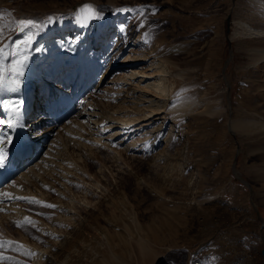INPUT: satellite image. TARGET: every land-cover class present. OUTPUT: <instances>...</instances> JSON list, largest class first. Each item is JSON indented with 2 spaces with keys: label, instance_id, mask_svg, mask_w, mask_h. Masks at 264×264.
<instances>
[{
  "label": "rangeland",
  "instance_id": "374dc122",
  "mask_svg": "<svg viewBox=\"0 0 264 264\" xmlns=\"http://www.w3.org/2000/svg\"><path fill=\"white\" fill-rule=\"evenodd\" d=\"M86 5L92 15L83 35L77 16ZM29 19L43 26L21 31L18 22ZM238 21L264 28V0H0L2 49L12 51L13 41L31 31L26 54L48 82L57 78L55 65L77 58L69 54L86 43L97 72H109L86 100L90 107L78 106L63 124L41 121L48 145L41 153L34 145V158L50 160L45 182H23L26 163L0 185V194L19 189L26 196L0 200L19 212L0 217V264H141L137 237L152 234V219H171L177 231L151 226L156 255L145 264H264V56L249 51L264 45V36H231ZM138 42L145 46L140 52ZM136 54L148 57L138 65L146 72L156 66L159 73L162 64L174 99L196 98L198 106L177 115L166 96L152 119L121 130L156 98L140 89L148 81L123 82L122 63ZM29 92L33 99L47 96L37 85ZM240 121L251 124L243 130ZM66 122L71 135L60 129ZM42 132L32 130L28 141ZM21 238L40 246L43 258ZM66 239L76 245L62 248Z\"/></svg>",
  "mask_w": 264,
  "mask_h": 264
},
{
  "label": "bare ground",
  "instance_id": "6f19581e",
  "mask_svg": "<svg viewBox=\"0 0 264 264\" xmlns=\"http://www.w3.org/2000/svg\"><path fill=\"white\" fill-rule=\"evenodd\" d=\"M91 10H92V7L89 5H86L83 7V10L80 11V13L77 16V22H78L77 30L83 31L84 32L83 35L86 34V32L88 31L89 26H90V17L92 15ZM237 26L238 27L236 29H234V32L231 35L233 37L234 36H240V37H244V38H246V37H250V38H252V37H256V38L258 37L259 38L260 37L261 38L264 36V28L253 27L245 21H238ZM116 29L119 30V33H120L121 27L117 26ZM16 32L18 33L19 30H17ZM15 35H16V33H15ZM18 35H20V33H18ZM1 36L3 37L4 35H1ZM16 40H18V39H16ZM3 42H4V40L0 41L1 48L4 46ZM142 44H140L139 42L136 43L134 49H137V51L140 52L139 50L143 49L145 47V46H142ZM82 46L83 47L81 50L69 54V56H71V55L73 56L74 54H77V58L74 57L75 59H73L70 57L71 59H69V60L67 59L68 60L67 63L65 62L66 61L65 60V61H61L60 64L55 65L54 69H55V73L57 74V78H55L54 80L49 81V82H48L47 77L40 75V73H38V70L33 67L32 59H30L31 57L27 56L26 50H25V54L23 56H14L13 54L17 51V45H16L15 49H13L12 51L3 50V53L0 54V65H1V68L3 69V76H4V79L6 82L8 80H14L15 79L16 72L21 70L20 65L17 63V61H23V68H22L23 74L20 77L19 84L18 85L13 84L12 90L5 89L3 91H0V118L4 117L3 120L5 122H7L11 118L12 112L15 109H19V112H20L19 124L22 125V126H18L15 129H9L6 125V123L4 125H0V132L5 133V131H7V135H10L13 137L12 143L6 145L8 158H7V162H6L5 167L0 169V185H2L6 180L10 179L13 176V175H11V172H13L15 169H19V168L21 169L22 166L24 167L26 163L28 165L30 164V167L25 172L22 171L23 173H21V175L19 176L20 179L26 183L33 180V179L41 180L42 183H44L45 180L43 178V176H44L43 174L45 173L46 170H48L47 165H48V163H50V160L42 163V161H44V160L37 161L36 160L37 157L34 158V156L38 152V151L36 152V149L41 148V150H40V153H41L42 148L47 147V145H48L47 144L45 146L43 144V142H45L44 139L46 137L49 138V133L46 131L42 132L41 121H43L44 119H49V120H53L54 125H57L58 123L59 124L62 123L64 119L68 118L72 112L74 113L75 109H77L78 106L80 107V105H83V103L84 104L86 103L85 105L90 107V101L86 102V100H88V99L91 100L93 98V95H94L93 91L94 90L96 91V89L99 88V86L102 84L107 71H105L104 74L98 73L93 58L91 57L90 54H87V51H89L88 50V46H89L88 43H86L85 45L83 44ZM249 51L254 56L255 55H257V57L261 56V55L264 56V45L262 44V45L250 46ZM71 52H72V50H71ZM56 58H58V57H56ZM147 58L148 57L146 56V54H144V55L136 54L133 57L128 55V57L126 59H124V61L122 63V65H123L122 67H124V74L122 77L123 82H125L126 84L129 82L133 83L134 81L139 79V81H137L138 86L139 85L141 86V84H140L141 81H144V82L148 81V82H146L145 86H142V88L140 87V89L143 90V87H145L146 89H149L151 92L153 91L156 95V98L149 99L153 103H151L152 104L151 108L147 112L144 111V113L140 117L138 115L137 118H134V119H131L129 121H125L124 123H122L124 127H122L121 130L126 129L127 130L126 132H130L134 126L137 125L139 127L141 125L140 123H143L144 121H148L149 119H152L155 115H157L159 113L160 109L162 108L161 107L162 105L159 102L160 99L164 98L166 96L172 97L174 92H175L174 91V92H172L173 94L172 93L170 94L168 88L166 89V86L164 85L165 83L163 82L164 77L162 76L163 73L166 72V70H163L164 67H162V64H160V62L157 63L158 67H159V69H157V70L159 73H156V70H154V68H156V66L153 67V65L156 64L155 60L150 61L147 64V66L153 67V68H151V72H146L145 70L138 68L139 64H143V63L146 64L147 61L145 62V60ZM255 58H256V56H255ZM54 60H55V58H54ZM58 61L56 60V62H58ZM66 69H68V70L66 71ZM160 72L162 73V75ZM107 73H109V72H107ZM150 75H152V76L150 77ZM161 77H163V78H161ZM149 79H151V80H149ZM55 81H58L59 83L56 84L57 82L55 83ZM54 84H56V85H54ZM36 85L40 87V91L44 90V93L47 94V96H45L44 100H41V98L33 99V97H31L32 93L29 91L31 90V88H33ZM51 86H53V87H51ZM62 87H64V90L61 91L60 88H62ZM49 88H51V89H49ZM44 93H42V96L44 95ZM86 95H88V96L85 98ZM141 95L143 96L142 93L140 94V96ZM142 96H141V98H137V99H139V100L142 99ZM172 98L174 99V97H172ZM164 99L166 100V98H164ZM164 99L162 100V102L164 101ZM143 100H145V99H143ZM155 100H156V103L154 104ZM7 101H12V104L6 106V104L4 102H7ZM167 101H168V99H167ZM198 104H199V100H197L196 98H192V97H183V98L180 97L179 98V97H177L172 102H170L169 107L168 106L167 107H168V110L171 111V113L178 115V114L185 113V112L186 113L191 112L194 107L198 106ZM207 111H208V107H207ZM83 114H85V113H83V111H81L80 114L78 113L76 115L83 116ZM139 114H141V113H139ZM92 115H93L92 113H89L86 121H88L89 117H91ZM27 120H28V124H26ZM229 123H230L229 124L230 126L232 125L231 126V129H232L233 121L231 120V122H229ZM66 124H67V122L65 123V125H62L60 127V129L66 128L67 129V130H65L66 133L70 134V132H71L70 127H72V126H71V124H70V126H67ZM78 124L81 126L80 122ZM237 124H238L237 125L238 128L244 130L245 128H247V126H249L251 124V122L240 121V123L237 122ZM103 125L104 124L102 123L101 126H103ZM53 128L48 129V131L52 130ZM36 129H38V133L39 132H42V133L39 136L33 138L32 139L33 143L31 144L28 140L30 139L31 131L36 130ZM135 129H138V128H135ZM115 134H117V132ZM32 145L33 146L37 145L36 149H35V146L32 147ZM31 147L33 148V150H32V152H29ZM50 148H51V146L49 145L48 150ZM34 149H35V151H34ZM45 153H46V151H45ZM34 161H35V163H34ZM32 162L34 163L33 165H31ZM14 174H15V171H14ZM22 192L23 191H21L19 189H16V190L13 189V191L10 192L11 195L8 193L4 194V192H3L2 194H0V200L16 199L18 201V200L26 197L25 194L22 195ZM2 204H3V202L0 203V209L1 208L3 209V207H7V210H9L10 212H14V213L13 214L9 213L6 215L0 214V217L8 216V218L14 219V216L19 215L18 210L13 208V206H14L13 204H6L5 206ZM59 218L63 219V221H66V219H64V218H61V217H59ZM170 220L169 219H167L166 221H162L160 219H158V221H157V219L151 220L148 227L150 229H152V231L150 232V230H149V232L152 233L150 236H153L154 241H156V242L158 241L157 234L155 235L154 229H153V227H151L154 223L157 224V226H159V227H164V228L168 229V231L172 234L174 232L176 233L177 230L175 231V228L173 227L174 225H172V222H170ZM133 222H134V219H133ZM138 226H141V225L138 224ZM48 229H50V230H48V232H49L48 234H51L54 231L50 227H48ZM108 233L109 232L106 231L105 234L108 235ZM57 235H58V233H57ZM150 236L146 235V237H140V236H139V238L137 237V240L141 241V242L136 243L137 244L136 247L141 254V260H140L141 264H145V263L150 262L151 258L153 257V255L156 252V250L153 247V245L151 244V242H149V241H151ZM154 236H155V238H154ZM7 239L15 240L12 235H9L7 237ZM21 240H22L24 246L29 247V248H31L32 251H34V253L37 255L38 260L40 259V257L43 258V254H42L43 249H40L39 248L40 246H37L36 244H31V243L27 242L26 240H24V238L23 239L21 238ZM71 240L72 239H66L62 248L65 249L68 247L69 248L74 247V245H76V244H73ZM112 256H114V258L117 259V257H116L117 253L113 252ZM117 260H118V262L120 261L119 256H118ZM61 264H64L63 260H61Z\"/></svg>",
  "mask_w": 264,
  "mask_h": 264
},
{
  "label": "snow or ice",
  "instance_id": "6c2138e0",
  "mask_svg": "<svg viewBox=\"0 0 264 264\" xmlns=\"http://www.w3.org/2000/svg\"><path fill=\"white\" fill-rule=\"evenodd\" d=\"M52 18H48L47 23H51ZM20 26V30L24 31L26 29H38L39 27H42V24H38L37 22L33 20H20L18 22ZM32 35L33 33L31 31L28 32V35L24 39H19L13 41L15 45H17V51L13 54L14 56H23L25 54V50H27L32 42ZM3 53V49L0 48V54ZM17 63L20 65V71H17L15 74L14 80H8L7 82L4 79L3 76V69L0 68V91H3L5 89L12 90L13 84L18 85L20 82V77L22 76V68H23V61H17ZM7 105L12 104V101L4 102ZM19 116L20 112L19 109H15L12 112L11 118L5 122L4 120H0V125H4L6 123L7 127L9 129H15L18 126H22L19 124ZM13 141V137L10 135H7L4 132H0V169L4 168L7 162V144H11ZM49 207H55L54 205H48Z\"/></svg>",
  "mask_w": 264,
  "mask_h": 264
},
{
  "label": "water",
  "instance_id": "95a60500",
  "mask_svg": "<svg viewBox=\"0 0 264 264\" xmlns=\"http://www.w3.org/2000/svg\"><path fill=\"white\" fill-rule=\"evenodd\" d=\"M229 18H230V14H228L227 15V17H226V24L228 25L229 24ZM227 32V31H226ZM228 101H229V98H228ZM230 103V102H229ZM230 120V119H229ZM229 120H228V122H229ZM229 124V123H228ZM228 129H229V131H230V133L232 134V135H234V132H233V130L230 128V126H228ZM244 182V181H243ZM245 183V182H244ZM260 253H261V255H262V257H263V260H264V246L261 248V250H260Z\"/></svg>",
  "mask_w": 264,
  "mask_h": 264
}]
</instances>
